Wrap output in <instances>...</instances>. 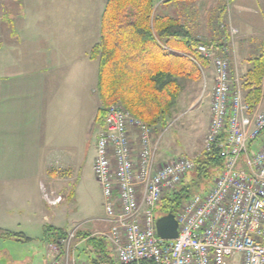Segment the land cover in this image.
Instances as JSON below:
<instances>
[{"label":"built area","instance_id":"2783aa9c","mask_svg":"<svg viewBox=\"0 0 264 264\" xmlns=\"http://www.w3.org/2000/svg\"><path fill=\"white\" fill-rule=\"evenodd\" d=\"M229 29L220 49L201 43L199 54L213 68L211 116L203 151L221 144L225 168L204 195L186 201L175 218L178 237L157 234L156 216L165 194L176 190L195 168V159L177 157L157 164L154 129L121 105L107 108L97 135L93 172L102 189L103 234L118 264H264V112L251 111L237 78L233 36ZM51 206L62 196L45 195ZM76 231L49 244L50 264H77L71 242ZM85 264V263H84ZM88 264V263H86Z\"/></svg>","mask_w":264,"mask_h":264},{"label":"crops","instance_id":"0c3cea01","mask_svg":"<svg viewBox=\"0 0 264 264\" xmlns=\"http://www.w3.org/2000/svg\"><path fill=\"white\" fill-rule=\"evenodd\" d=\"M248 1L253 2L242 0L246 7ZM254 2L256 6L251 9L258 20L240 16L244 28L233 27L234 44L242 52L259 51L264 43V0ZM20 18L24 27L9 28L0 43V239L41 242L47 246V253L40 264H50L54 253L45 240L48 226L44 224L49 216L48 223H70V229H62L66 233L75 229L85 232L78 247H74V256L77 264H86L97 252L89 244L86 232L97 236L109 228L104 221L105 210L103 218L79 222L77 210L69 212L60 207L64 199L52 206L51 214L40 202L45 204L48 193L51 197L68 193L76 198L86 189V169L93 172L97 136L94 146L92 137L101 102L97 94L99 63L90 59L89 52L99 42L100 34L96 37L88 34L85 40L88 46L78 48L73 40L62 41L46 28H28L27 19H34L33 16L24 14ZM212 81L214 85V76ZM211 94L212 91L206 128L211 116ZM255 112H264V98ZM263 143L264 135L250 143V151H257ZM169 161L156 158L159 165ZM77 223L92 226L84 229ZM51 226L59 228L56 224ZM38 231H43L42 239L37 236ZM6 232L30 240L10 238L3 235ZM8 253L11 262L7 264H14V257Z\"/></svg>","mask_w":264,"mask_h":264},{"label":"trees","instance_id":"16d2710c","mask_svg":"<svg viewBox=\"0 0 264 264\" xmlns=\"http://www.w3.org/2000/svg\"><path fill=\"white\" fill-rule=\"evenodd\" d=\"M185 1L188 0H107L101 16L100 40L89 52L90 59L99 63L97 94L101 106L96 117L99 125L103 124L107 108L116 104L153 129L169 125L182 91L180 80L199 81L201 69L209 65L199 54L198 46L206 43L220 49L229 35V29L223 25L218 27L221 37L212 43L199 38L190 26L187 12L183 16L186 21L176 12H168L179 6L182 7L178 11L183 10ZM161 5L165 7L163 11H159ZM225 11L224 6L219 19ZM241 85L246 102L251 111H255L264 97V43L248 60ZM224 138L225 135L221 136L210 151H203L195 159V168L187 174L181 187L164 195L158 208L160 215L175 216L186 201L209 191L210 184H214L225 168L221 147ZM3 235L30 240L21 234L6 232ZM67 235L59 228H45V240L49 244H56ZM88 237L89 244L97 250L88 264H118L107 239Z\"/></svg>","mask_w":264,"mask_h":264},{"label":"rangeland","instance_id":"374dc122","mask_svg":"<svg viewBox=\"0 0 264 264\" xmlns=\"http://www.w3.org/2000/svg\"><path fill=\"white\" fill-rule=\"evenodd\" d=\"M107 0H0V43L5 39L8 29L16 30L24 27L22 23L24 14L28 17L33 16L34 19H27V27L30 29H42L56 33L58 37L65 40H73L78 48L87 47L85 40L88 34L96 37L100 34L101 16L105 9ZM247 7L242 0H188L182 5L186 6L183 10L179 8L169 9L168 12L176 14L184 18L188 13V21L193 28L194 33L199 37L206 39L210 43L217 38L221 26L226 25L228 29L232 27L244 28L239 17L257 19L258 16L251 8L256 6V2L248 1ZM163 5L159 11L165 8ZM226 7L223 18L219 19L221 9ZM20 14V15H19ZM218 26H217V24ZM10 23L12 26H10ZM238 26V27H237ZM224 35V34H223ZM222 35V36H223ZM236 41V37H235ZM238 48V49H237ZM233 55L231 58L237 65V78L242 84L243 77L248 69V60L257 54L254 52L239 51L237 44H233ZM202 74L199 81L181 79L180 84L182 91L177 107L173 111L169 125L166 128H154L153 143L157 144L156 158L168 161L177 157H186L196 159L204 149V142L207 135L206 124L208 122L206 114L209 107V94L213 87V69L211 64L201 69ZM242 87V85H241ZM244 93V92H243ZM264 98V97H263ZM262 101V100H261ZM99 131V123L94 126V136L92 137V146L96 143V136ZM192 176V174H191ZM86 189L81 190L76 198L70 197L68 193L63 194L64 206L69 212L78 211L79 222L91 220L95 218H103L104 207L102 189L95 179L92 171L86 169L85 174ZM213 184V183H212ZM212 184L208 187L211 188ZM181 187V186H180ZM50 193H48V196ZM196 194V193H195ZM73 198V199H71ZM46 200V199H45ZM41 207L48 213H52V206L46 201L45 204L40 202ZM159 213L156 214L158 217ZM159 218V217H158ZM50 217L44 221L46 226L52 227L56 224L61 229H70V223H48ZM84 229H89L91 223H77ZM106 230L100 232L97 236L103 237ZM76 236L71 242V253L74 247L81 240L85 232L77 229ZM93 235L92 232H86ZM37 236L42 239L43 231H38ZM79 238V239H78ZM112 245L110 249L115 257ZM47 246H43L41 242L34 243H18L15 240L0 239V264L11 262L8 260L9 253L14 257V264H40L43 254L46 256ZM77 250V249H75ZM38 254V255H37ZM86 258V256H84Z\"/></svg>","mask_w":264,"mask_h":264},{"label":"water","instance_id":"95a60500","mask_svg":"<svg viewBox=\"0 0 264 264\" xmlns=\"http://www.w3.org/2000/svg\"><path fill=\"white\" fill-rule=\"evenodd\" d=\"M156 228L158 236L165 241H173L178 237V222L172 214L159 218Z\"/></svg>","mask_w":264,"mask_h":264}]
</instances>
